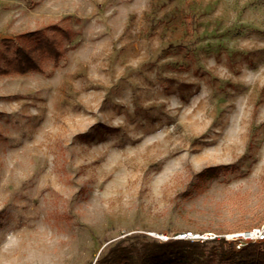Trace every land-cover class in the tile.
<instances>
[{
	"label": "rangeland",
	"instance_id": "obj_1",
	"mask_svg": "<svg viewBox=\"0 0 264 264\" xmlns=\"http://www.w3.org/2000/svg\"><path fill=\"white\" fill-rule=\"evenodd\" d=\"M48 24L60 63L0 76V264L264 224V0H0Z\"/></svg>",
	"mask_w": 264,
	"mask_h": 264
},
{
	"label": "trees",
	"instance_id": "obj_2",
	"mask_svg": "<svg viewBox=\"0 0 264 264\" xmlns=\"http://www.w3.org/2000/svg\"><path fill=\"white\" fill-rule=\"evenodd\" d=\"M71 38V30L61 24L1 38L0 76L48 74V66H57L64 57ZM98 264H264V241L237 250L223 238L199 242L170 237L161 241L132 235L111 242Z\"/></svg>",
	"mask_w": 264,
	"mask_h": 264
},
{
	"label": "built area",
	"instance_id": "obj_3",
	"mask_svg": "<svg viewBox=\"0 0 264 264\" xmlns=\"http://www.w3.org/2000/svg\"><path fill=\"white\" fill-rule=\"evenodd\" d=\"M177 238L199 242L223 238L226 241L232 242L235 249L239 250L249 243L264 241V224L252 229L223 235H218L212 232L194 233L187 231L179 234Z\"/></svg>",
	"mask_w": 264,
	"mask_h": 264
}]
</instances>
